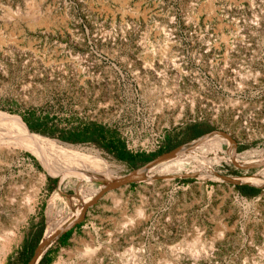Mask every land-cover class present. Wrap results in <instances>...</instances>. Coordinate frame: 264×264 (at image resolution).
I'll list each match as a JSON object with an SVG mask.
<instances>
[{"label": "rangeland", "instance_id": "obj_1", "mask_svg": "<svg viewBox=\"0 0 264 264\" xmlns=\"http://www.w3.org/2000/svg\"><path fill=\"white\" fill-rule=\"evenodd\" d=\"M0 110L26 126L25 117L47 121L53 135L29 128L53 139L95 133L99 143L63 141L101 156L115 177L135 168L110 143L157 155L169 141L214 130L231 135L238 152L212 135L171 163L209 157L196 170L237 178L264 172L232 163L264 159V0H0ZM38 172L46 181L37 211L4 264L28 263L27 247L46 234L48 202L66 173L46 171L30 151L19 160L0 156L1 235ZM67 175L75 178L66 182L80 178ZM60 186L77 202L90 196L87 184ZM240 186L199 176L109 192L43 264L70 262L86 241L97 248V264H264V184L252 195ZM55 210L57 228L81 208L56 219Z\"/></svg>", "mask_w": 264, "mask_h": 264}, {"label": "bare ground", "instance_id": "obj_2", "mask_svg": "<svg viewBox=\"0 0 264 264\" xmlns=\"http://www.w3.org/2000/svg\"><path fill=\"white\" fill-rule=\"evenodd\" d=\"M23 151H30L31 153H33L38 158V160L43 165L46 171H49L51 173L52 172L66 173L60 176L58 190L51 196L48 202V206L46 209V214L48 217L47 231H46L47 235L51 234L53 231L61 227V226L57 228L55 227L53 223V213L58 202L62 198L64 197L66 198V196L69 197L68 195L64 194L63 190L61 189L60 185L62 183L66 187L74 186V184L76 185L87 184L85 188H87V190L89 191L90 196H88L84 200L78 197V202L80 203L82 208V206L86 202H88L92 197H94L100 191L101 185L105 180L115 177L113 175L114 171L113 169L112 170L110 169L109 163H107L98 154H94L92 150L80 146L78 147L70 143H63L58 141L57 139H53L44 136L42 134L32 132L27 128V126L24 124L22 118L19 115L11 114L0 110V156L6 155L13 160H19L20 154ZM226 153L227 154L224 155H214V159L229 158L230 152H226ZM231 155L233 156V153H231ZM178 158L153 168L149 172V177H155L159 175L160 176L176 175L187 172L190 169L199 172L200 177L202 178L215 177L209 174V171H204L203 173L202 170H196L199 165L210 164L211 162L209 160V157H202L199 160L194 161L192 163H185V164L171 163L176 161ZM69 173H76L80 176V178H77L75 182L74 181L66 182L67 178H75L74 176L67 175ZM36 177H37L36 183L33 186L31 185L32 190H30V192L26 191L29 194L26 195L27 197L25 199L23 206H21L18 209V212L16 213L14 219L12 220V228L4 232L3 235L0 234V242H1L0 264H4L5 260L7 259V256L12 251L14 244L20 238L19 233L21 231V225H23V223H25L28 220L29 216L32 213H35L37 211V203L43 185L46 181V175L38 172ZM233 179L238 181H248L255 183L257 185H263L264 172L255 174L254 176L251 177H244V178L233 177ZM91 242H87V241L84 242L82 248L77 249L76 252L74 253L68 254L69 255L68 260L72 259L70 262L61 259L59 263L60 264H94V263L97 264L102 262L101 259H97L96 256L97 248H95ZM197 243L198 240H195V242L191 244L194 250L198 248L199 244L197 245Z\"/></svg>", "mask_w": 264, "mask_h": 264}, {"label": "water", "instance_id": "obj_3", "mask_svg": "<svg viewBox=\"0 0 264 264\" xmlns=\"http://www.w3.org/2000/svg\"><path fill=\"white\" fill-rule=\"evenodd\" d=\"M212 135H219L227 140H229L230 144L233 146L235 152H238V143L231 135L224 131L214 130L208 133H205L191 141L183 143L177 147L172 149H168L164 152H161L157 155H154L141 166L129 171L128 173L112 177L103 182L101 185L100 191L92 197L88 202H86L77 217H74L66 224H63L61 227L53 231L51 234H45L36 248L34 249L33 255L27 264H40L44 256L50 250V248L56 244L64 235L73 230L77 225H79L87 214V211L90 207L94 206L98 203V201L107 193L119 190L123 187L131 186L133 184H138L141 182H148L156 179H187V178H197L200 176L199 172H191V173H180L176 175H161L155 177H149V172L153 168L166 163L168 161L174 160L196 148L201 146L209 137ZM60 142L67 143L61 139H57ZM233 165L244 171H254L261 170L264 168V159L258 162L250 163V165H245L240 161H232ZM211 175L215 176V178L224 180L229 183H233L235 185H249L257 188H261L262 185H257L248 181H238L233 179V176L220 174L217 171L211 173ZM237 178V177H236Z\"/></svg>", "mask_w": 264, "mask_h": 264}, {"label": "trees", "instance_id": "obj_4", "mask_svg": "<svg viewBox=\"0 0 264 264\" xmlns=\"http://www.w3.org/2000/svg\"><path fill=\"white\" fill-rule=\"evenodd\" d=\"M35 118V117H33ZM25 120L27 121V123L29 124V126L33 129V130H37L40 131L42 133L45 134H51L53 135V131H49L46 129V125H47V121H41V120H37L35 123L31 122L28 118L25 117ZM26 123V124H27ZM29 126L27 125V128L29 130H31L29 128ZM32 131V130H31ZM95 132V131H94ZM203 132H200L196 137L202 135ZM61 138L65 141L68 142H72V143H79V142H93V143H99V139L96 136L95 133H91V135H86L85 133H79V134H70L67 136H61ZM179 144L173 145L170 141L167 143V145L165 146V149H171L173 147H176ZM107 148L111 151V152H115V155L117 156L118 159L122 160V161H126L128 163H130V165L134 168L138 167L140 165V163L145 162L147 160H149L151 157H153V154H146L144 152H137V153H131L130 151H127L125 148V145L123 143H119L118 146H116L113 143H110L109 147L107 146ZM161 152V151H160ZM60 179V177H59ZM240 190L242 191L243 194L245 195H252L253 193L257 192L258 189L252 186H248V185H243L239 187ZM41 237L38 238V240L33 241L31 244L28 245L27 247V252H26V259L27 262L31 259L34 249L37 246L38 242L40 241ZM44 262H47V258L46 256L42 259L40 264H43Z\"/></svg>", "mask_w": 264, "mask_h": 264}, {"label": "flooded vegetation", "instance_id": "obj_5", "mask_svg": "<svg viewBox=\"0 0 264 264\" xmlns=\"http://www.w3.org/2000/svg\"><path fill=\"white\" fill-rule=\"evenodd\" d=\"M76 176V175H75ZM78 178V176H76ZM78 207L81 208V205L79 202H77V197L75 196H69L66 198H62L60 203L58 204L56 210H55V219L56 216L62 215L63 212H73L76 213L75 211L78 209Z\"/></svg>", "mask_w": 264, "mask_h": 264}]
</instances>
